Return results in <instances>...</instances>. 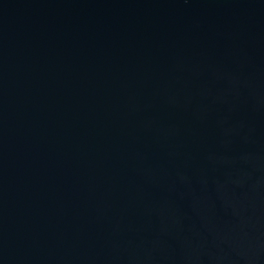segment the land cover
I'll return each instance as SVG.
<instances>
[{"label":"water","instance_id":"obj_1","mask_svg":"<svg viewBox=\"0 0 264 264\" xmlns=\"http://www.w3.org/2000/svg\"><path fill=\"white\" fill-rule=\"evenodd\" d=\"M0 264H264V0H0Z\"/></svg>","mask_w":264,"mask_h":264}]
</instances>
